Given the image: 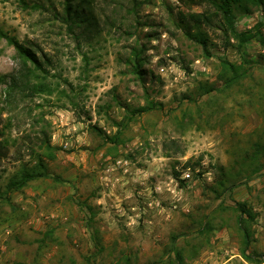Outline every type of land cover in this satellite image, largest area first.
Returning a JSON list of instances; mask_svg holds the SVG:
<instances>
[{
	"label": "rangeland",
	"instance_id": "obj_1",
	"mask_svg": "<svg viewBox=\"0 0 264 264\" xmlns=\"http://www.w3.org/2000/svg\"><path fill=\"white\" fill-rule=\"evenodd\" d=\"M65 1L0 0L50 87L11 103L0 82V264H264V45L241 52L211 0H79L76 25ZM248 7L239 32L264 26ZM22 68L0 37V76ZM43 140L47 175L9 190Z\"/></svg>",
	"mask_w": 264,
	"mask_h": 264
},
{
	"label": "trees",
	"instance_id": "obj_2",
	"mask_svg": "<svg viewBox=\"0 0 264 264\" xmlns=\"http://www.w3.org/2000/svg\"><path fill=\"white\" fill-rule=\"evenodd\" d=\"M79 0H67L64 3V20L69 23V25H76L84 20V13L81 12V5ZM217 4L220 12L223 15L225 20V26L230 32L231 38L236 42L238 49L241 52L245 51V45L253 40L257 39L260 43L264 45V31L263 24L258 23L250 30L239 32L235 27V7H243L245 13H250L251 9L248 7V4L254 6H260L264 3V0H211ZM246 3L247 6H243ZM53 4V3H52ZM37 5H43L42 3H37ZM204 15L202 14H192V18L196 23L201 21ZM0 37L5 38L11 45H13L19 57L23 61V68L17 74L12 75H2L0 76V82L7 85V95L9 102L11 99L21 98L25 99L31 95L39 94V93H47L50 92V87L43 83H32L29 80L31 75L30 69L28 68V62L32 63L36 69H41L42 65L38 62L37 57L33 53V51L20 44L15 38L10 37L0 28ZM200 44L203 45L205 53L207 56H210V52L207 47V40L205 38H198ZM137 55V54H136ZM138 57V55H137ZM223 68L227 71L232 72V76L227 77L226 85L229 87L238 79L236 67L230 64L227 61L223 62ZM12 103V102H11ZM44 144L45 152H36L34 148H32V152H30V156L33 157L35 163L33 166L28 167L27 165H23V167L19 170V178L13 180L8 187L9 190H20L27 185V183L35 178L44 177L47 175V164L45 159L53 160L55 158V148L51 146L50 141L43 140L42 145ZM175 177H178L176 175ZM184 180H181L183 183ZM239 215L237 218L238 225L241 227L244 235V243L245 248L249 249L251 244V234L249 230L242 226L248 219L251 221L255 220V216L252 210L245 203L237 204ZM245 252V251H244ZM245 257L246 252L243 254Z\"/></svg>",
	"mask_w": 264,
	"mask_h": 264
},
{
	"label": "built area",
	"instance_id": "obj_3",
	"mask_svg": "<svg viewBox=\"0 0 264 264\" xmlns=\"http://www.w3.org/2000/svg\"><path fill=\"white\" fill-rule=\"evenodd\" d=\"M183 179H184L185 181H189V180H191V179H192V175H191V173H190L189 171H187L186 173H184V175H183Z\"/></svg>",
	"mask_w": 264,
	"mask_h": 264
}]
</instances>
